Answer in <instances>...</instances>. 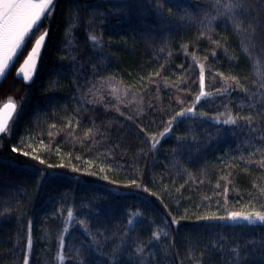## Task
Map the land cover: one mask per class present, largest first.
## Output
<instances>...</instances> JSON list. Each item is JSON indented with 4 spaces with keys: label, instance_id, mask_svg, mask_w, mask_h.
Segmentation results:
<instances>
[{
    "label": "trees",
    "instance_id": "1",
    "mask_svg": "<svg viewBox=\"0 0 264 264\" xmlns=\"http://www.w3.org/2000/svg\"><path fill=\"white\" fill-rule=\"evenodd\" d=\"M80 2L90 7L79 9L70 35L66 28L69 11H75L73 0H58L54 14L42 18L33 29L35 35L30 33L25 39L27 48L21 46L18 58L0 79V106L11 98L19 112L10 121L9 131L0 135V264H24L25 254L30 264H64L57 258L58 251L70 257L91 241L79 225L82 219L93 233L99 229L112 237L104 249L110 251L130 210L141 215L135 218V226L129 225V242L137 235L147 239L152 230L177 218L179 222L166 230L176 244L173 254L179 257L185 256L189 243L199 255L197 240L206 241L209 235L259 237L264 230L259 222L196 220L197 216L252 211L253 207L264 210L260 208L264 167L255 162L258 154L249 157L245 151L258 145L245 143L246 134L237 139L229 131L233 126L212 119L227 111L225 104L236 114L244 99L235 81H224L217 73L236 76L253 90L251 81L264 73V61L253 64L243 52L242 42L249 43L247 33L238 36L230 24L218 20L213 22L216 31L211 38L227 36V41L221 40L222 47L216 48L207 35L197 39L201 25L195 19L179 18L185 11L196 14L207 7L206 0H167L165 14L169 7L175 14L166 27L153 10L155 0ZM251 2L249 18L258 12L264 17V2ZM94 9L105 15L96 16L90 24ZM45 29L48 35L38 72L31 84H25L15 76V69ZM93 30L102 34L103 49L93 50L91 42L86 43ZM254 43L252 59L264 57V25ZM73 55L75 61L70 59ZM201 65L204 90L213 95L202 97L196 112L208 116L179 118L171 132L160 136L175 112L193 106L200 92ZM226 85H231L226 93L215 94ZM112 86L118 89L115 94ZM185 133L189 141L183 150L173 152L175 137ZM153 136L160 141L155 148ZM13 146L20 152H12ZM132 180L139 187L130 184ZM213 224L218 227L206 228ZM113 232L117 233L114 237ZM61 233L66 244L62 250L58 245ZM98 238L103 244V238ZM163 247L162 237L154 249L161 258ZM90 259L102 258L92 252Z\"/></svg>",
    "mask_w": 264,
    "mask_h": 264
},
{
    "label": "snow or ice",
    "instance_id": "2",
    "mask_svg": "<svg viewBox=\"0 0 264 264\" xmlns=\"http://www.w3.org/2000/svg\"><path fill=\"white\" fill-rule=\"evenodd\" d=\"M167 0H155L153 5V10L155 11L159 23L162 27L169 26L171 24V18L175 14L173 8H167V13L165 14L164 8ZM207 7L200 9L196 14H191L185 11L181 16L180 20L184 21L186 19H195L200 25L201 30L197 39L208 36L209 40L216 48L222 47L221 40L227 41L228 37L221 35L220 39L212 40V33H215L216 29L213 27V22L222 21L225 25H231V28L236 35L241 33H247V40L249 43L242 42L243 52L252 60L253 64L261 63L264 61V57H257L252 59V51L255 49V39L258 35V29L264 25V17H262L259 12L254 18L251 17L253 11V4L251 0H206ZM264 2V0H262ZM58 0H0V76L5 75L7 69H9L10 63L13 61L14 57H17L18 50L21 49L23 45L27 48L25 43L26 37L29 34L35 35L33 31L34 26L41 21L42 17L51 18L57 7ZM73 7L75 11L70 10L68 16V27L66 28V35H70V29L74 27V21L78 18L79 9L81 7H90L86 3H81L80 0H73ZM116 12H122L124 9H115ZM179 11V9H177ZM104 12L94 9L92 16L89 18V23L96 16H104ZM47 35V29L36 35L35 40L31 43L30 50L27 51V55L24 56L23 62L17 69L18 74H22L24 81H30L33 77V73L37 67V58L40 55L41 47L45 43V37ZM91 42V48L93 50L103 49L104 41L102 34L97 35L95 30L89 31L86 38V43ZM112 39L109 38V43ZM118 42V41H117ZM181 48H186V45L182 44ZM163 48L160 49L163 52ZM227 51V49H225ZM217 53L215 50L212 51V55L215 56ZM20 55H23L21 52ZM61 59H68V57H61ZM72 61H75L77 57L73 55L70 57ZM95 67V65H94ZM163 67V65H161ZM259 78L253 79L251 85L255 86V90L252 87H245V85L240 83V80L236 76H225L223 73H217L224 81L232 80L235 81L236 86L244 93V99L239 103L238 110L236 114H233L231 108L228 104L224 107L226 112H221L217 116L212 117L217 124L230 125L233 126L229 131L237 139L240 138L242 134H246L249 138L245 143H255L258 145L254 150L245 149L248 151L249 157H254L259 155V163L264 167V73H257ZM155 75L159 76L160 73L156 72ZM247 79V78H245ZM231 85H226L224 88L216 89L215 94L221 95L226 93ZM113 94H115L118 89L112 86ZM205 76L204 68L201 65L200 73V92L196 96L192 107L181 108L180 111L175 112L173 116L167 121V126L160 133V136H164L171 132L177 123H179V118L187 117L189 114L192 117L202 116L207 117V112H196V107L201 101L202 97H211L213 93L206 92L205 90ZM119 112V108L116 109ZM247 114H242L244 112ZM18 106L11 98L8 99L6 103L0 107V133H5L9 131L10 121L14 122L18 117ZM225 117L223 120L220 117ZM132 119V117H128ZM246 130V133H245ZM143 131V129H141ZM91 132V129H89ZM219 134L220 129H217ZM195 140V137H191ZM176 148L173 152L177 150H183L186 142L189 141V136L187 133L182 135H177L175 137ZM160 141L153 136L152 148H155ZM12 152L19 153L20 149L13 146ZM24 156H29L28 152L22 153ZM33 159L38 160L40 164L44 161L40 159L39 156H34ZM239 159L243 160L244 156L241 154ZM251 162V161H250ZM235 167L236 165H231ZM49 167H53L50 165ZM107 179V177H105ZM132 185H139L137 181L132 180L129 182ZM146 190V189H145ZM227 191V189H225ZM260 192L264 193V187L260 188ZM153 195H155L153 193ZM207 199V197L205 198ZM261 209H264V204L260 205ZM5 211H11L10 208H5ZM141 213L137 211H129L127 217V223L123 227L122 234L119 235L118 240L113 241L110 251H104L108 247V241L112 237L103 235L102 232L97 229L96 233L88 227V222L86 220H80L79 225L83 229L87 236L91 237V241L87 248L81 245L76 248L73 254L69 257L66 256L62 251H58L57 258L64 262V264H176V258H179L180 264H185V260L189 264H264V230L262 234L257 236H252L251 239H241L244 235L240 236L233 235L231 238L227 235L217 233L215 235H209L206 241L197 240L199 246V255H196V248H193L191 243L186 250L184 257H179V253L173 254V250L176 248L174 239L170 238L171 225L177 224L179 221L177 218L173 217L169 222L165 221L164 227H158L151 231V234L147 239L142 238L137 235L135 239L129 242V235H131L132 228L129 225L135 226L138 221L135 219L140 216ZM170 215V213H169ZM69 218H72L73 212L71 209L68 210ZM198 221H246L247 225H256L258 222L260 225H264V210H255L253 207L252 211H228L226 215L210 214L205 216H197ZM32 221L29 220V226H31ZM218 225H207L206 228H215ZM219 227H224L219 225ZM174 231V230H172ZM117 233L113 232L112 236H116ZM98 237H102L104 243L100 242ZM163 237L164 247L161 249L163 252V258L159 252L154 251L156 249ZM155 241L156 243H153ZM59 249H65V238L63 233H61L58 238ZM27 246L30 249L32 247V235L31 232L28 234ZM96 252L102 259L93 260L90 259L91 253ZM24 264H30L29 256L25 254Z\"/></svg>",
    "mask_w": 264,
    "mask_h": 264
},
{
    "label": "water",
    "instance_id": "3",
    "mask_svg": "<svg viewBox=\"0 0 264 264\" xmlns=\"http://www.w3.org/2000/svg\"><path fill=\"white\" fill-rule=\"evenodd\" d=\"M43 18V17H42ZM39 23V22H38ZM34 28H35V26H34ZM46 39H47V35H46V37H45V43H46ZM45 43L42 45V47H41V52H40V55H39V57L37 58V67H36V69H35V71H34V73H33V77H32V79L30 80V81H24L23 80V78H22V74H18L17 73V69L20 67V64L23 62V60H22V62L19 64V66L16 68V70H15V76L17 77V78H20V79H22L23 80V82L25 83V84H30V83H32V81L34 80V78H35V76H36V73H37V70H38V66H39V61H40V58H41V56H42V53H43V51H44V47H45ZM11 64V63H10ZM1 77L2 76H0V79H1ZM6 103V102H5ZM3 106V104L0 106V107H2ZM0 134H2V133H0Z\"/></svg>",
    "mask_w": 264,
    "mask_h": 264
}]
</instances>
